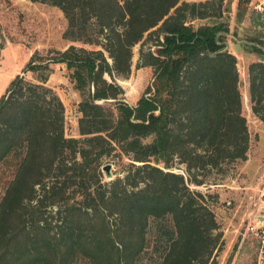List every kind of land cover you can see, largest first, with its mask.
<instances>
[{"label": "trees", "instance_id": "obj_1", "mask_svg": "<svg viewBox=\"0 0 264 264\" xmlns=\"http://www.w3.org/2000/svg\"><path fill=\"white\" fill-rule=\"evenodd\" d=\"M31 1L62 11L70 44L35 51L0 97V165L12 167L0 264H208L223 234L193 186L248 158L226 36L249 0L234 9L231 0ZM146 34L137 66L150 67L152 80L132 106L117 78L130 74ZM244 45L263 58L247 74L251 111L264 123V49L257 39ZM57 63L79 95V137L65 135L63 102L47 85ZM113 157L128 161L104 180ZM175 162L184 173L170 170Z\"/></svg>", "mask_w": 264, "mask_h": 264}, {"label": "rangeland", "instance_id": "obj_2", "mask_svg": "<svg viewBox=\"0 0 264 264\" xmlns=\"http://www.w3.org/2000/svg\"><path fill=\"white\" fill-rule=\"evenodd\" d=\"M231 1L234 9L237 0ZM65 27L66 19L55 5L31 0H0V97L10 81L17 74H22V69L35 51L64 49L70 44L62 37ZM230 28L231 32L226 36L227 48L238 57V70L242 81V114L246 117L249 130L248 158L230 165L225 174L208 177L209 184L193 188L205 194L208 206L214 212L223 234L221 249L208 264H257L258 238L250 227L255 225L256 216L262 214L264 207V126L251 111L247 70L252 61L263 58L257 52L246 48L244 43L247 39L261 40L264 49V0H249L241 22L234 20L232 12ZM150 43L146 34L133 47L130 74L127 78H117L124 89L123 100L132 106L152 80L150 67L137 66L140 48H147ZM87 48L94 46L88 45ZM52 67L53 72L47 85L56 91L63 102L65 135L79 137L78 92L73 88L64 64L57 63ZM25 76L31 78L30 73ZM127 161V158L120 160L113 157L105 160L103 166L110 164L113 179L120 174ZM170 170L184 173V166L175 162ZM11 172V166L0 165V199L11 178ZM103 178L111 180L104 173ZM77 264L89 263L80 261Z\"/></svg>", "mask_w": 264, "mask_h": 264}, {"label": "built area", "instance_id": "obj_3", "mask_svg": "<svg viewBox=\"0 0 264 264\" xmlns=\"http://www.w3.org/2000/svg\"><path fill=\"white\" fill-rule=\"evenodd\" d=\"M258 8H261L258 5ZM258 238V248H257V264H264V223H258L256 221L254 226L250 227Z\"/></svg>", "mask_w": 264, "mask_h": 264}, {"label": "water", "instance_id": "obj_4", "mask_svg": "<svg viewBox=\"0 0 264 264\" xmlns=\"http://www.w3.org/2000/svg\"><path fill=\"white\" fill-rule=\"evenodd\" d=\"M247 42V41H245ZM228 46V43H226V47ZM102 171L107 179L112 178V174L110 173V164H106L102 167ZM256 221L258 223H264V207H262V214L256 216Z\"/></svg>", "mask_w": 264, "mask_h": 264}, {"label": "crops", "instance_id": "obj_5", "mask_svg": "<svg viewBox=\"0 0 264 264\" xmlns=\"http://www.w3.org/2000/svg\"><path fill=\"white\" fill-rule=\"evenodd\" d=\"M248 91V90H247ZM259 122V121H258ZM261 124H263V126H264V123L263 122H261Z\"/></svg>", "mask_w": 264, "mask_h": 264}]
</instances>
